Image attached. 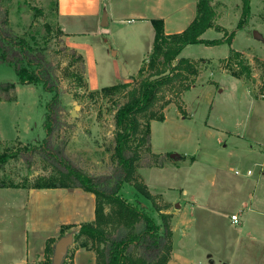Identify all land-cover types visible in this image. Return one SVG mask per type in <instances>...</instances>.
<instances>
[{
  "label": "rangeland",
  "instance_id": "obj_1",
  "mask_svg": "<svg viewBox=\"0 0 264 264\" xmlns=\"http://www.w3.org/2000/svg\"><path fill=\"white\" fill-rule=\"evenodd\" d=\"M210 2L215 19L204 37L223 38L236 29L242 0ZM55 3L56 0H0L14 32L43 48L52 63L60 94L52 141L62 146L83 171L106 174L114 164L115 109L126 100V92L104 94L100 89L122 79L131 87L136 85L140 80L137 71L152 47L148 41L139 46L122 43V39L129 40L123 35L125 31L117 35L85 31L71 37L80 48V52L75 50L73 54L58 31ZM250 4L248 21L235 30L230 44H190L181 51L178 57L195 61L198 74L187 90L179 91L176 81L158 93L153 109L156 114L163 113L164 119L150 120V149L140 148L136 166L135 174L152 194V199L143 196L140 202L159 224L160 232L166 221L171 229L167 239L172 244L173 231L181 229L179 247L171 246L164 252L169 257L174 254L192 258L193 264H224L231 254L230 264H264V212L246 210L250 177L229 169H255L248 156L242 155L249 143L241 149L234 147L232 141L250 142L252 135L264 128V104L260 102L264 103V0H250ZM254 29L261 33V39L254 38ZM230 47L238 50L249 66L250 75L239 78L257 101L246 97L238 78L225 68ZM78 55H84L85 63ZM231 65L235 70L239 67ZM0 81L15 82V98L0 100V153H18L0 163V185H30L38 177L54 174L40 154L33 153L27 164L20 153L40 144L45 136L42 122L50 94L41 85L17 83L10 64H0ZM206 121L210 126H206ZM151 151L163 156L162 164ZM172 153L175 156H169ZM237 155L243 156L240 163L234 162ZM121 192L129 200L134 199L135 189L131 185L126 184ZM18 193L0 187V212L4 216L0 234L4 240L20 244L14 233L22 230L24 218L12 216L11 212L20 210L18 207L28 195ZM233 211L240 212L242 225L228 222ZM162 214H166L164 219ZM53 216L47 211L32 212L36 220L48 222V249L60 236L72 233L73 241L62 264H96L90 240L85 236L75 238L78 226H63L53 233ZM238 225L240 237L234 229ZM51 255V251L43 249L39 258L22 264H51Z\"/></svg>",
  "mask_w": 264,
  "mask_h": 264
},
{
  "label": "trees",
  "instance_id": "obj_2",
  "mask_svg": "<svg viewBox=\"0 0 264 264\" xmlns=\"http://www.w3.org/2000/svg\"><path fill=\"white\" fill-rule=\"evenodd\" d=\"M250 5V0H242L241 17L236 29L247 23ZM214 19L215 10L210 0H198L195 17L180 32L166 34L161 18L150 20L154 28L152 50L137 71L139 82L132 87L128 82H118L100 89L104 94L125 90L126 100L118 105L114 114V164L109 173L90 174L67 156L62 146L52 141L60 103L52 63L46 58L43 48L14 32L9 25L7 9L0 5V64L6 63L13 67L17 83L41 85L50 94L42 122L45 136L40 144L31 145L26 152L20 153H23L25 162L30 164L31 155L36 152L54 170L53 175L38 177L30 185L26 182L9 183L1 184L0 187L82 188L94 195V219L80 223L75 238L85 236L90 240L96 264H165L169 256L164 250L172 246L167 239L171 229L164 221V230L160 232L159 224L140 202L143 196L152 199V194L135 174L136 166L140 159V148L150 149V120L164 119L163 113L156 114L153 109L158 93L176 81L179 91L187 90L198 74L195 61L178 57L182 49L188 44L212 46L231 43L236 29L223 38L201 37L205 30L213 27ZM47 30L50 28L47 27ZM58 31L63 35L60 28ZM71 52L74 54L75 49L72 48ZM78 57L83 58L82 55ZM226 62L225 68L231 75H250V68L238 50L230 47ZM232 63L239 66L237 70L232 67ZM14 98L15 82L0 81V100L10 101ZM17 154L16 151L0 153V163ZM152 154L158 158L159 164L163 163L162 155ZM126 184L135 189L133 200L121 192ZM165 215L161 217L164 219ZM63 226L72 225H62L60 230ZM44 250L52 252L48 245Z\"/></svg>",
  "mask_w": 264,
  "mask_h": 264
},
{
  "label": "crops",
  "instance_id": "obj_3",
  "mask_svg": "<svg viewBox=\"0 0 264 264\" xmlns=\"http://www.w3.org/2000/svg\"><path fill=\"white\" fill-rule=\"evenodd\" d=\"M197 1L198 0H91L90 3L89 0H56L55 10L58 26L63 32L64 43L68 47L80 52L78 43L71 40V37L83 34L85 31H89L93 34L114 32L116 35L124 33L125 31L126 33L123 35L128 36L129 40L126 38L124 40L122 39V43H130L131 45L139 46L142 45L144 41H148V45L152 47L154 28L150 20L152 18H161L166 34L180 32L195 17ZM68 17L71 19L68 20ZM208 30H211V27L201 34L203 39H209L204 37V34ZM204 46L210 47L207 45ZM186 47L187 46L183 49ZM83 59L85 63L84 55ZM222 71L226 72L225 70ZM237 78L240 81L241 89L246 97L252 98L253 101H257L256 98L249 94L242 79L239 77ZM219 90H221L220 87ZM260 102L264 104L262 101ZM205 124L206 126H210L207 121ZM260 129L262 128L260 127L258 132L252 135L250 142L244 141L245 143H241L232 141L234 147H239L241 149L245 148L244 144L247 145L249 143V146H246V154L243 153L242 155L248 156L252 165L255 166V169L250 166L243 172L231 166L229 169L231 168L234 172L236 171L237 173L250 177L248 181V185H250L249 187L247 186V199L249 205L246 206V210L254 208L257 211L264 212V166L261 165V163L264 162V128L262 132H260ZM224 131L230 134L233 133V131ZM235 136H237V134H235ZM242 155H237L234 162L240 163L243 158ZM252 175H254V178ZM5 188L12 189L14 192H19L18 194H24V192H26L28 196L26 197V202H24L21 207H18L20 210L17 209L18 211L11 212L12 216L20 215L21 218H24L21 225L22 230L14 233L20 238V244L23 248L20 249V244L15 241H6L2 239L0 234V264H18L21 261H31L42 255L43 249L47 245L45 242L49 236V230L47 229L49 225L47 221L41 222L33 218L32 212L34 211H47L51 215H54L53 233L58 232L62 225L71 224L73 227L76 224V226L79 227L80 223L92 221L94 219V195L82 188ZM42 192L43 194L39 195ZM48 194H51V196ZM234 213L238 214V224L242 225L243 219L240 218V212L233 211L230 212V215ZM2 214L3 213L0 212V223L4 218ZM230 215L228 222L231 225L233 222L230 220ZM239 225L234 227V229L238 231V237L242 236V234H239L241 232V226ZM0 233H2L1 230ZM180 240L181 232L178 240V247ZM238 240L237 238V241ZM231 261L232 254L224 264H230ZM165 264H193V259L188 257H177L171 254ZM208 264H211V261L208 262Z\"/></svg>",
  "mask_w": 264,
  "mask_h": 264
},
{
  "label": "water",
  "instance_id": "obj_4",
  "mask_svg": "<svg viewBox=\"0 0 264 264\" xmlns=\"http://www.w3.org/2000/svg\"><path fill=\"white\" fill-rule=\"evenodd\" d=\"M253 36L254 38L261 39L262 35L259 33L256 29L253 30ZM126 74V71H124ZM72 115L75 114V111L72 110ZM171 156H175L174 153L171 154ZM180 228H176L173 231V237H172V247H177L178 240L180 238ZM73 241V235L72 233H67L65 235L60 236L57 241L54 243L52 247V255H51V264H62L63 259L67 253L68 246ZM23 262H19L18 264H22Z\"/></svg>",
  "mask_w": 264,
  "mask_h": 264
},
{
  "label": "built area",
  "instance_id": "obj_5",
  "mask_svg": "<svg viewBox=\"0 0 264 264\" xmlns=\"http://www.w3.org/2000/svg\"><path fill=\"white\" fill-rule=\"evenodd\" d=\"M262 166H264V162L261 163ZM230 220L231 222L238 224L239 223V216L237 213L231 214L230 215Z\"/></svg>",
  "mask_w": 264,
  "mask_h": 264
},
{
  "label": "clouds",
  "instance_id": "obj_6",
  "mask_svg": "<svg viewBox=\"0 0 264 264\" xmlns=\"http://www.w3.org/2000/svg\"><path fill=\"white\" fill-rule=\"evenodd\" d=\"M89 2L91 3V0H89Z\"/></svg>",
  "mask_w": 264,
  "mask_h": 264
}]
</instances>
